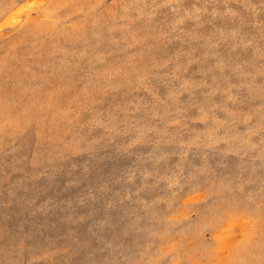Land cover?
<instances>
[{"label": "rangeland", "instance_id": "obj_1", "mask_svg": "<svg viewBox=\"0 0 264 264\" xmlns=\"http://www.w3.org/2000/svg\"><path fill=\"white\" fill-rule=\"evenodd\" d=\"M0 264H264V0H0Z\"/></svg>", "mask_w": 264, "mask_h": 264}]
</instances>
